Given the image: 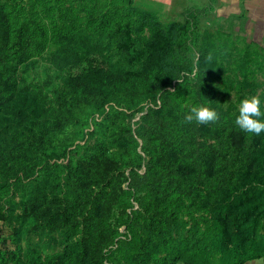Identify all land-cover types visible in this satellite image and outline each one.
Segmentation results:
<instances>
[{
	"label": "trees",
	"instance_id": "trees-1",
	"mask_svg": "<svg viewBox=\"0 0 264 264\" xmlns=\"http://www.w3.org/2000/svg\"><path fill=\"white\" fill-rule=\"evenodd\" d=\"M136 1L0 0V264L264 263V47Z\"/></svg>",
	"mask_w": 264,
	"mask_h": 264
},
{
	"label": "rangeland",
	"instance_id": "rangeland-1",
	"mask_svg": "<svg viewBox=\"0 0 264 264\" xmlns=\"http://www.w3.org/2000/svg\"><path fill=\"white\" fill-rule=\"evenodd\" d=\"M195 8H200L202 0H137V6L144 9H152L160 13L165 23L173 19L178 20V11L173 7L182 9L183 6L189 4V7L194 5ZM211 1V0H207ZM217 15L221 17L222 26L227 29L230 25H234V32L239 33L257 44L264 47V0H218ZM202 6V5H201ZM192 9V7H191ZM184 12V11H183ZM173 15V16H172ZM232 15L241 16L240 19L234 18V21L227 19ZM43 63L38 65V73L44 77ZM263 79V77H262ZM261 91V90H259ZM138 120V118L136 119ZM0 234L10 235V229L4 225H0ZM246 264H264L261 260H255Z\"/></svg>",
	"mask_w": 264,
	"mask_h": 264
},
{
	"label": "clouds",
	"instance_id": "clouds-1",
	"mask_svg": "<svg viewBox=\"0 0 264 264\" xmlns=\"http://www.w3.org/2000/svg\"><path fill=\"white\" fill-rule=\"evenodd\" d=\"M195 75V72L191 74ZM220 120V114L207 106H193L183 117L184 124L214 125ZM239 129L247 134L260 136L264 133V110L259 96L243 99L239 106V115L235 119Z\"/></svg>",
	"mask_w": 264,
	"mask_h": 264
}]
</instances>
